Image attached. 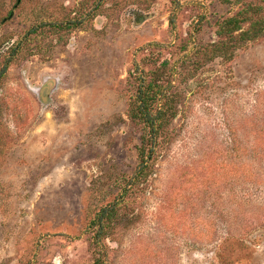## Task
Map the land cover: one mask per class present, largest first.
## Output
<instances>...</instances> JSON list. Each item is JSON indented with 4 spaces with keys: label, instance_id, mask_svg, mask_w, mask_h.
<instances>
[{
    "label": "rangeland",
    "instance_id": "obj_1",
    "mask_svg": "<svg viewBox=\"0 0 264 264\" xmlns=\"http://www.w3.org/2000/svg\"><path fill=\"white\" fill-rule=\"evenodd\" d=\"M240 11L264 0H0V264H264V34L209 45ZM164 63L177 116L101 249L88 224L137 169L129 103Z\"/></svg>",
    "mask_w": 264,
    "mask_h": 264
},
{
    "label": "trees",
    "instance_id": "obj_2",
    "mask_svg": "<svg viewBox=\"0 0 264 264\" xmlns=\"http://www.w3.org/2000/svg\"><path fill=\"white\" fill-rule=\"evenodd\" d=\"M245 11H240L218 22L217 35L221 39L209 44L213 47L216 56L227 57L230 51L264 34V19L248 17ZM246 22H249V25L244 28L243 25ZM173 23L172 20L171 24ZM78 25L79 23L62 24L59 30L61 28L73 29ZM207 46L202 47L205 49ZM164 64L163 69L139 75L140 85L137 94L129 103L130 117L142 125L141 144L137 147V169L127 182L128 187H125L120 199L110 203L107 207H102L88 224V230L95 232V245L101 249L102 240L111 234L114 221L119 215V203L125 201L127 195L134 194L135 190H138V187L148 179L153 170L154 156L157 155L161 144L167 137V128L172 119L177 116L176 93H172L171 86L162 83L159 78V74L168 65ZM171 74L173 76L175 74L173 66ZM101 262V259H98L94 264H101Z\"/></svg>",
    "mask_w": 264,
    "mask_h": 264
},
{
    "label": "water",
    "instance_id": "obj_3",
    "mask_svg": "<svg viewBox=\"0 0 264 264\" xmlns=\"http://www.w3.org/2000/svg\"><path fill=\"white\" fill-rule=\"evenodd\" d=\"M55 81L56 79H49L40 89V93L44 101L47 99V94L55 87Z\"/></svg>",
    "mask_w": 264,
    "mask_h": 264
}]
</instances>
